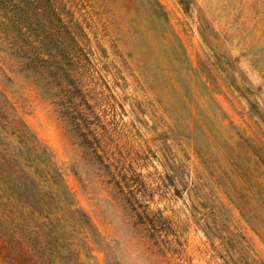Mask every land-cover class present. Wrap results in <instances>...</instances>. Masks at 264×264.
Here are the masks:
<instances>
[{
    "label": "rangeland",
    "instance_id": "374dc122",
    "mask_svg": "<svg viewBox=\"0 0 264 264\" xmlns=\"http://www.w3.org/2000/svg\"><path fill=\"white\" fill-rule=\"evenodd\" d=\"M101 2L109 5L102 12L94 7V0H68L60 13L59 30L52 23L55 0L44 1L45 12L31 20L35 27L33 47L38 49L31 66L25 67L20 56L26 57V53L11 49L16 43L24 44L20 37L14 40L16 43L11 41L7 51L0 48V88L17 116L61 167L67 163L66 141L50 114L53 107L67 113L68 106L79 100L72 110L77 139L94 147L102 159L107 145L97 130L107 135L111 129L107 140L113 156L129 157L128 169H138L137 178L162 172L161 184L171 190L175 205L191 209L188 217L199 214L191 200L197 193L195 189L189 192L186 181L177 186V179L183 174L195 176L196 165L207 174L198 179L205 181L210 195L218 194L223 202L233 203L228 199L231 195L249 211L264 210V76L251 63L256 60L257 67L264 68V40L260 39L264 28L253 24L258 9L238 10L232 6L234 0ZM254 2L261 5L264 0ZM248 25L255 29L256 40L249 39L243 31ZM68 31L78 41L77 46L70 41ZM6 38L4 26L0 25V40ZM45 56L52 59L49 68L56 75V70H62L58 66L67 70L61 78L71 98L52 93L49 99H42L29 89L27 103H17L14 92L25 87ZM229 59L238 71L231 70ZM130 83L136 87H130ZM150 110L154 116L162 113L159 120L166 127L172 121V127L152 135L157 133V125L152 124L150 131L148 121L141 119ZM197 126L205 134L199 144L195 143ZM189 129L192 134H188ZM173 131L181 141L193 145L191 155L181 153L184 160L193 163L186 165L174 155L172 163H162L158 158L159 149L153 150L156 140L165 141ZM167 150L171 153V148ZM163 155L159 152V156ZM187 168L191 172L185 173ZM64 179L70 188L77 186L70 172ZM250 184L256 186L254 192L249 191ZM77 198L90 214L84 195L77 191ZM166 203L161 201L158 208L148 207L162 217L168 211L180 210L166 208ZM200 207L205 204L202 202ZM233 208L239 212L235 204ZM90 218L103 231L99 221ZM192 224L196 226L187 229L186 241L178 242L181 247L187 245L185 251L191 253L189 264H211L212 257L203 247L206 241L215 259L229 264L228 253L235 245L228 241L227 247L216 251L210 241L220 237H209L194 219ZM4 234L0 240L12 243L14 237Z\"/></svg>",
    "mask_w": 264,
    "mask_h": 264
},
{
    "label": "clouds",
    "instance_id": "9594fccd",
    "mask_svg": "<svg viewBox=\"0 0 264 264\" xmlns=\"http://www.w3.org/2000/svg\"><path fill=\"white\" fill-rule=\"evenodd\" d=\"M65 3H68V0H55L54 3L55 16L52 23L59 30L60 13L64 12ZM130 3H134V0H130ZM232 6L238 10L258 9L259 15L253 24L258 23L264 28V3L257 5L254 0H234ZM94 7L102 12L109 5L102 3L101 0H94ZM243 31L248 34L249 39H257L255 29L251 25L244 26ZM260 39L264 40V36ZM10 47L11 38L0 40V48L7 51ZM18 47L29 59H32L38 50L32 43H28L26 47L23 44ZM51 63L52 59L49 56L40 60L36 74H30L25 87L14 92L17 103H27L25 96L29 89L42 99H49L52 93L71 98L64 80L50 70ZM251 63L253 68L264 76V68L257 67L259 62L252 60ZM228 64L231 70L238 71L232 60L229 59ZM243 78L241 73V79ZM228 79H231L230 74ZM130 87H136V84L130 83ZM79 103L80 101L76 100L68 106L69 111L64 114L53 107L50 114V118L60 126L66 141L67 163L64 166H57L54 155L30 127L19 123L12 128L14 140L6 146L10 152L24 158L17 174L24 177L36 193L35 200L28 198L27 203L35 208V201L43 197L51 205V210L48 221H45L47 228L44 234L39 236V239H32L37 235V230L29 228L22 232L17 219L20 213L27 215L28 209L23 207L25 200L17 202L16 195L9 187L0 183V198L11 201L4 205L11 211L7 216H0L4 221L2 227L14 237L12 243L0 240V264H189L191 253L185 251L187 245L181 247L180 243L186 241L187 229L196 226L192 224L193 219L209 237H220L218 240L210 241L216 251H222L227 247L228 241L235 245V249H230L228 253L231 257L229 264H264V210L257 208L249 211L244 205L236 203L231 195L228 199L233 203L223 202L218 194L210 195L209 188L204 186L205 181L198 179L199 176L206 177L207 174L196 165L195 176L183 174L177 179V186L186 181L189 192L195 189L197 193L191 200L199 214L193 213L188 217L191 209L175 205L171 190L161 184L162 172H153L142 179L137 178L138 169L136 171L128 169L129 157L113 156L112 146L107 140V136L112 134L111 129L107 135L97 130V134L103 137V144L107 145L103 149L102 159L94 147H88L83 144L82 139H77L74 135L76 123L72 110L76 109ZM28 114H31V109H28ZM160 115L162 113L154 116L150 110L147 115L141 117L148 121L149 129L152 124L157 125V133L152 135L172 127V121H168L166 127L159 120ZM188 134H192L190 129ZM204 139V132L197 126L195 143L199 144ZM192 146L181 141L173 131L169 132V138L165 141L156 140L153 150L158 148L159 152L164 153L161 157L158 152V158L162 163L165 160L172 163L174 155L178 161L188 165L193 162L184 160L181 153L191 155ZM167 148H171V153ZM199 154L200 150L197 147L196 155ZM184 171L191 172V168ZM69 172L74 176L78 187L70 188L67 185L64 177ZM255 189L254 184L249 185L250 192H254ZM77 191L84 195L88 208L91 209L90 214L77 198ZM161 201L168 202L166 208L180 210L168 211L166 216L162 217L160 212L148 207L155 205L158 208ZM202 202L205 207H200ZM233 204L240 210L239 212L233 208ZM90 217H95L99 221L103 231ZM148 218L151 219V223ZM254 237L261 242H257ZM203 247L212 257L211 264H222L215 259V253L209 247L208 241Z\"/></svg>",
    "mask_w": 264,
    "mask_h": 264
},
{
    "label": "trees",
    "instance_id": "16d2710c",
    "mask_svg": "<svg viewBox=\"0 0 264 264\" xmlns=\"http://www.w3.org/2000/svg\"><path fill=\"white\" fill-rule=\"evenodd\" d=\"M44 1L47 0H0V25L4 26L7 38H11V41H14L17 37H20L25 47L28 43L33 44L35 27L31 20L34 16L41 15L45 12L46 5L43 4ZM72 24L74 26L77 25V23ZM68 32L70 33V31ZM70 41L74 46L78 45V41L72 33H70ZM16 44L13 45L11 49L19 54L21 51ZM20 56L24 58V62H26L24 63L25 67L31 66L33 61L31 62L28 56ZM57 69H62L55 71L58 76L64 77V75H67V70L62 66H58ZM19 123H23L25 127H28L27 124L17 116L13 105L0 88V183H4L9 187L16 195L17 202L21 199L25 200L23 207H26L28 212L27 215L20 213L19 217H17L19 220V228L22 232L27 231L29 228L37 230V235L32 237V239H39V236L43 235L47 228L45 221H48L51 205L43 197L35 201V208L32 204L27 203L28 198H33V200H35L36 193L25 181L24 177L17 174L19 165L24 158L18 157L16 154L10 152L9 148L6 146L13 142L14 136L12 128L15 127V124ZM21 150L23 151V148H21ZM255 152V154H259L257 151ZM10 202V200H3L0 198V216H7L11 211L4 207L5 204ZM3 223V219H0V238H2L5 235L4 232H6L2 227Z\"/></svg>",
    "mask_w": 264,
    "mask_h": 264
}]
</instances>
